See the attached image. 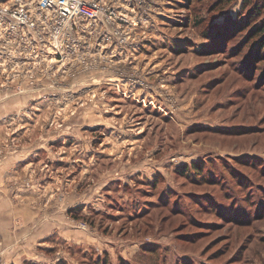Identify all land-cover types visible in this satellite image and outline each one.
<instances>
[{
	"label": "rangeland",
	"instance_id": "obj_1",
	"mask_svg": "<svg viewBox=\"0 0 264 264\" xmlns=\"http://www.w3.org/2000/svg\"><path fill=\"white\" fill-rule=\"evenodd\" d=\"M260 3L150 0L126 44L0 72L15 264H264Z\"/></svg>",
	"mask_w": 264,
	"mask_h": 264
},
{
	"label": "built area",
	"instance_id": "obj_2",
	"mask_svg": "<svg viewBox=\"0 0 264 264\" xmlns=\"http://www.w3.org/2000/svg\"><path fill=\"white\" fill-rule=\"evenodd\" d=\"M148 1L0 0V72H65L66 49H91L99 35L126 44Z\"/></svg>",
	"mask_w": 264,
	"mask_h": 264
},
{
	"label": "crops",
	"instance_id": "obj_3",
	"mask_svg": "<svg viewBox=\"0 0 264 264\" xmlns=\"http://www.w3.org/2000/svg\"><path fill=\"white\" fill-rule=\"evenodd\" d=\"M17 211L18 208H15L10 197L0 194V264H15L18 262L16 259L17 243L14 240L16 238L14 236L15 231L12 230L10 224L12 213L16 214Z\"/></svg>",
	"mask_w": 264,
	"mask_h": 264
},
{
	"label": "trees",
	"instance_id": "obj_4",
	"mask_svg": "<svg viewBox=\"0 0 264 264\" xmlns=\"http://www.w3.org/2000/svg\"><path fill=\"white\" fill-rule=\"evenodd\" d=\"M264 1V0H263ZM252 2H253V0H242V7H241V9L243 10L242 11V13H241V15L239 16L240 17V20H238V21H240V26L241 27H243V25L241 24V22L242 21H244L243 19H242V17L246 14V11H247V7L250 5V4H252ZM262 4L263 3H260V0L258 1L257 0V3H254V4H252V7L254 8V9H252V11H254V15H256V14H258L259 12V10H260V8H259V6H262ZM244 13V14H243ZM206 18V17H205ZM205 18H203V16H197L196 18H195V22L198 24V25H201L204 21H205ZM230 18H228V20H229ZM235 20H237V19H235ZM227 21V20H226ZM213 22H214V20H213ZM235 23H236V21H235ZM217 24V23H216ZM216 24H214V23H212L211 22V24L209 25V28L207 29L208 31L207 32H209V33H207V36H209L210 35V33H211V31L212 30H214L215 32L213 33V35H218L219 37H223L222 35H227V33L221 28V26L220 25H224V24H226L225 23V21L222 23V24H220V23H218L217 25ZM219 25V26H218ZM255 32L253 33V34H255L256 32H264V24L262 25V24H260L259 26H257L255 29ZM253 36V35H252ZM221 44L223 45V43L221 42ZM222 45H220V47L222 46ZM264 48V35L263 36H261V38H260V40L258 41V45H257V48H256V50H255V53H254V55H260V58H261V56L262 57H264V54L262 53L263 52V49ZM259 58V59H260ZM192 167H194L195 169H196V166L195 165H193ZM199 169V168H198Z\"/></svg>",
	"mask_w": 264,
	"mask_h": 264
}]
</instances>
